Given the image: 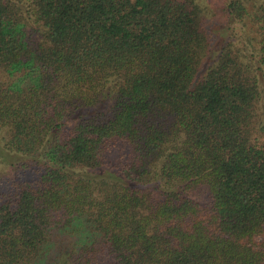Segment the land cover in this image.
I'll return each mask as SVG.
<instances>
[{
  "label": "trees",
  "instance_id": "obj_1",
  "mask_svg": "<svg viewBox=\"0 0 264 264\" xmlns=\"http://www.w3.org/2000/svg\"><path fill=\"white\" fill-rule=\"evenodd\" d=\"M0 0V264H264V0Z\"/></svg>",
  "mask_w": 264,
  "mask_h": 264
},
{
  "label": "rangeland",
  "instance_id": "obj_2",
  "mask_svg": "<svg viewBox=\"0 0 264 264\" xmlns=\"http://www.w3.org/2000/svg\"><path fill=\"white\" fill-rule=\"evenodd\" d=\"M223 2V0H212L211 5L212 6H218Z\"/></svg>",
  "mask_w": 264,
  "mask_h": 264
}]
</instances>
